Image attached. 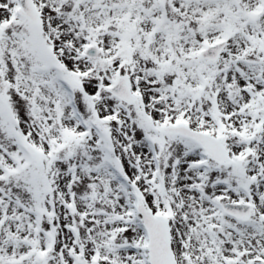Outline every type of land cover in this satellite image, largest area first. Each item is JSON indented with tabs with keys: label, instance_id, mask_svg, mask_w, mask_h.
Wrapping results in <instances>:
<instances>
[{
	"label": "snow or ice",
	"instance_id": "snow-or-ice-1",
	"mask_svg": "<svg viewBox=\"0 0 264 264\" xmlns=\"http://www.w3.org/2000/svg\"><path fill=\"white\" fill-rule=\"evenodd\" d=\"M0 264H264V0H0Z\"/></svg>",
	"mask_w": 264,
	"mask_h": 264
}]
</instances>
